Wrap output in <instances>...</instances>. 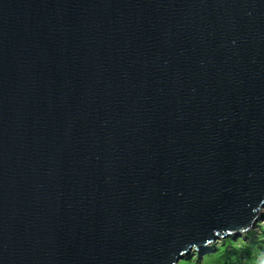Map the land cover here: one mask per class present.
Segmentation results:
<instances>
[{"label":"water","instance_id":"95a60500","mask_svg":"<svg viewBox=\"0 0 264 264\" xmlns=\"http://www.w3.org/2000/svg\"><path fill=\"white\" fill-rule=\"evenodd\" d=\"M264 207V0H0V264H177Z\"/></svg>","mask_w":264,"mask_h":264},{"label":"rangeland","instance_id":"374dc122","mask_svg":"<svg viewBox=\"0 0 264 264\" xmlns=\"http://www.w3.org/2000/svg\"><path fill=\"white\" fill-rule=\"evenodd\" d=\"M245 246L252 254L246 264H264V207L257 222L248 231L236 237L217 238L204 251L191 248L177 264H230L224 253L231 249L239 251Z\"/></svg>","mask_w":264,"mask_h":264},{"label":"trees","instance_id":"16d2710c","mask_svg":"<svg viewBox=\"0 0 264 264\" xmlns=\"http://www.w3.org/2000/svg\"><path fill=\"white\" fill-rule=\"evenodd\" d=\"M224 254L225 257H227V260L230 261V264H246L248 262V259H251L252 256L246 246L239 251L231 249L230 251H227ZM232 256L234 257L232 258Z\"/></svg>","mask_w":264,"mask_h":264},{"label":"bare ground","instance_id":"6f19581e","mask_svg":"<svg viewBox=\"0 0 264 264\" xmlns=\"http://www.w3.org/2000/svg\"><path fill=\"white\" fill-rule=\"evenodd\" d=\"M260 217V216H259ZM207 250V247L203 248L202 251Z\"/></svg>","mask_w":264,"mask_h":264}]
</instances>
